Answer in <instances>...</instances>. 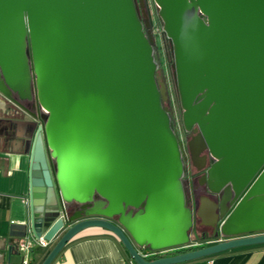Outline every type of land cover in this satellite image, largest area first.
Instances as JSON below:
<instances>
[{
    "label": "water",
    "instance_id": "95a60500",
    "mask_svg": "<svg viewBox=\"0 0 264 264\" xmlns=\"http://www.w3.org/2000/svg\"><path fill=\"white\" fill-rule=\"evenodd\" d=\"M154 1L206 193L190 206L143 0H0V98L22 110L34 99L44 112L23 122L29 211L11 225L3 263L20 264L30 236L56 241L41 263L51 264L93 227L136 264L264 244V0ZM198 237L212 244L150 260L139 252Z\"/></svg>",
    "mask_w": 264,
    "mask_h": 264
},
{
    "label": "crops",
    "instance_id": "0c3cea01",
    "mask_svg": "<svg viewBox=\"0 0 264 264\" xmlns=\"http://www.w3.org/2000/svg\"><path fill=\"white\" fill-rule=\"evenodd\" d=\"M8 109L7 102L0 98V264H6L2 262V246L9 238L11 225L22 224L29 211L30 153L26 147L29 129L23 123L28 119L7 114ZM119 241L105 229H85L66 243L51 264H132L129 253ZM55 243L35 246L31 264H41ZM182 264H264V244L234 248Z\"/></svg>",
    "mask_w": 264,
    "mask_h": 264
},
{
    "label": "built area",
    "instance_id": "2783aa9c",
    "mask_svg": "<svg viewBox=\"0 0 264 264\" xmlns=\"http://www.w3.org/2000/svg\"><path fill=\"white\" fill-rule=\"evenodd\" d=\"M145 10H146V19H148L149 21V28L147 30H145V32H149L154 40V47H155V51L157 54V58H158V69L162 70L163 75H164V69L163 66L160 62V58H159V54H158V47L156 44V38H160L161 40V48H162V52L164 53V56L166 58V67H167V77L168 80L170 79V59H171V50H172V46L170 44L169 39L167 38V36H164L163 34V28L161 25V22L159 20L158 17V5L154 0H145ZM180 103H178V101L175 99L172 100L171 103V107H170V115L171 118L173 120L174 123V131L175 134L177 136L178 142L181 145V151L183 154V158H184V176H183V181L186 182V185L188 186H192V173L191 170L193 169L192 163H191V159H190V154L188 151V138L186 137V133H185V129L183 127L182 124V110L180 108ZM190 202V206L192 208L195 207V205L197 204L196 198H194L193 196L190 197L189 199ZM48 245V242L44 241V240H39V241H35L29 238H21L19 240L18 246H19V251L22 254V260L20 264H31V254L32 251L34 249L35 246H43L46 247ZM167 251H160V252H155L152 250H149L147 248H141L139 249V252L141 254V256L147 260H150L152 258H154L156 255L160 254V253H164V252H168ZM132 264H136L133 260L131 262Z\"/></svg>",
    "mask_w": 264,
    "mask_h": 264
},
{
    "label": "flooded vegetation",
    "instance_id": "af4514ba",
    "mask_svg": "<svg viewBox=\"0 0 264 264\" xmlns=\"http://www.w3.org/2000/svg\"><path fill=\"white\" fill-rule=\"evenodd\" d=\"M143 1H144V13H145V17H146V10H145L146 4H145V0H143ZM137 4H138V11H140L139 10V3L137 2ZM140 15H141V13H140ZM159 72L163 75L162 70H159ZM163 76H164V79L166 81V85H167V89H168V94H169L168 107L170 108L172 100L174 99V94H173L172 86L170 83L171 80H169V84H168L166 77H165V74ZM21 103L24 105L25 110H22V109L16 107L14 104L7 101V105L9 106L8 107L9 109L6 111V113L11 115L12 113L16 112L17 114L14 115V117L22 118V119L27 118L28 122L34 121L33 115L37 114L38 116L39 115L41 116L42 114H44L43 111H38V108L36 107V105L34 103V99H32L31 101H27V100L22 101ZM27 128L30 130L31 126L28 125ZM185 133H186V137L188 138V141H189L190 137L192 136V132L185 130ZM191 173H192V186L186 185L185 181H184V185L186 188L188 200L190 199L191 196H193L194 198H196V201L198 203L199 197L204 195L206 193V190H205V187L199 185V179L201 176L200 173H198V171H196L194 169V167L191 170Z\"/></svg>",
    "mask_w": 264,
    "mask_h": 264
},
{
    "label": "rangeland",
    "instance_id": "374dc122",
    "mask_svg": "<svg viewBox=\"0 0 264 264\" xmlns=\"http://www.w3.org/2000/svg\"><path fill=\"white\" fill-rule=\"evenodd\" d=\"M156 44H157V47H158V54H159V58H160V62H161V64H162V66H163V69H164V74H165V77H166V80H167V83L169 84V80H168V77H167V67H166V58H165V56H164V53L162 52V48H161V40H160V38H156ZM170 79H171V81H170V83H171V86H172V90H173V94H174V97H175V99L177 100V96H176V93H175V90H174V84H173V80H172V75H171V71H170ZM178 101V100H177ZM210 244H212L211 242H206V245H210ZM176 250L177 249H173V250H169L168 252H167V254H173V253H175L176 252Z\"/></svg>",
    "mask_w": 264,
    "mask_h": 264
},
{
    "label": "trees",
    "instance_id": "16d2710c",
    "mask_svg": "<svg viewBox=\"0 0 264 264\" xmlns=\"http://www.w3.org/2000/svg\"><path fill=\"white\" fill-rule=\"evenodd\" d=\"M176 96H177V100H178V95H177V93H176ZM178 103H179V100H178ZM193 239H194V240H193L194 242L198 243L197 245H192V246H189V247H185V248L177 249L176 252L173 253V254L175 255V254H178V253H184V252L187 253V251L196 250V249H199V248H202V247H205V246H206V241H207V239H202L201 237L193 238ZM209 240H211V239H209ZM199 242H201V243L199 244ZM173 254H172V255H173ZM155 257H159V255H156ZM210 257H211V256H210Z\"/></svg>",
    "mask_w": 264,
    "mask_h": 264
}]
</instances>
